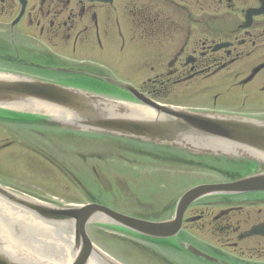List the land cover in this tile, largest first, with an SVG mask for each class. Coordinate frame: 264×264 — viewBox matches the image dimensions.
Segmentation results:
<instances>
[{"label":"flooded vegetation","instance_id":"af4514ba","mask_svg":"<svg viewBox=\"0 0 264 264\" xmlns=\"http://www.w3.org/2000/svg\"><path fill=\"white\" fill-rule=\"evenodd\" d=\"M0 69L36 72L94 95L131 97L107 81L115 80L160 104L264 124V0H0ZM170 97L182 100L161 102ZM35 147L40 150L27 146L48 159L42 144ZM169 148L209 178L177 199H164L153 216L95 203L164 222L175 217L178 200L194 187L264 174V155L244 148L217 154ZM191 166L186 168L193 171ZM0 186L13 190L1 180ZM263 227L264 190H258L197 199L168 238L114 230L151 250L159 264H264Z\"/></svg>","mask_w":264,"mask_h":264},{"label":"water","instance_id":"95a60500","mask_svg":"<svg viewBox=\"0 0 264 264\" xmlns=\"http://www.w3.org/2000/svg\"><path fill=\"white\" fill-rule=\"evenodd\" d=\"M2 75L7 77L0 75V108L26 105L27 112L35 114L33 126L53 124L69 128V134L92 131L138 139L191 154H217L236 146L264 155V124L251 119L161 105L114 80L107 81L146 108L26 76ZM121 95L123 101L133 102L129 95ZM258 190H264V174L233 184L199 185L180 197L173 219L153 222L97 203L53 206L0 186V264H120L93 243L88 225L106 223L140 236L168 238L179 231L186 208L197 199ZM20 239L33 260L20 255Z\"/></svg>","mask_w":264,"mask_h":264},{"label":"rangeland","instance_id":"374dc122","mask_svg":"<svg viewBox=\"0 0 264 264\" xmlns=\"http://www.w3.org/2000/svg\"><path fill=\"white\" fill-rule=\"evenodd\" d=\"M0 73L10 71L0 69ZM41 75L33 72L26 76L49 79ZM102 95L123 101L121 93ZM181 100L170 97L159 101ZM34 118L35 114L27 111L0 108V180L13 191L54 206L97 201L121 212L153 216L154 206L171 196L177 199L210 176L195 171L196 165L181 158L180 153L174 158L167 149L131 139L103 135L101 140L97 133L69 134V128L33 126ZM10 141H15L14 146L5 147ZM40 144L48 159L41 160L27 148L32 145V150H40L35 147ZM189 164L193 171L186 168ZM147 205H152L151 209L143 210ZM87 232L97 247L123 264L160 263L136 239L104 224L91 225ZM18 242L24 247V239Z\"/></svg>","mask_w":264,"mask_h":264},{"label":"bare ground","instance_id":"6f19581e","mask_svg":"<svg viewBox=\"0 0 264 264\" xmlns=\"http://www.w3.org/2000/svg\"><path fill=\"white\" fill-rule=\"evenodd\" d=\"M0 75L1 76H4V77H7L6 75H2V74H0ZM14 109H16V110H22V111H27V106L26 105L25 106H19V107H15ZM22 244L24 245V247H22L23 252H20L21 254L20 253L19 254L22 255V256L27 257L28 259L33 260L32 257H31L32 251H27L26 250L25 243H22Z\"/></svg>","mask_w":264,"mask_h":264},{"label":"trees","instance_id":"16d2710c","mask_svg":"<svg viewBox=\"0 0 264 264\" xmlns=\"http://www.w3.org/2000/svg\"><path fill=\"white\" fill-rule=\"evenodd\" d=\"M28 123H32V121H29V120H28Z\"/></svg>","mask_w":264,"mask_h":264}]
</instances>
